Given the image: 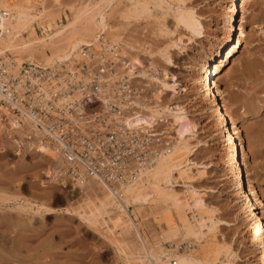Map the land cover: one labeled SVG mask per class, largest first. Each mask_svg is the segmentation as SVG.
Segmentation results:
<instances>
[{
  "label": "rangeland",
  "instance_id": "1",
  "mask_svg": "<svg viewBox=\"0 0 264 264\" xmlns=\"http://www.w3.org/2000/svg\"><path fill=\"white\" fill-rule=\"evenodd\" d=\"M147 1L3 0L17 16L19 45L2 52L19 63L57 65L81 45L109 41L157 89L147 123L167 118L177 141L169 174L147 181V170L132 192L111 198L96 182L59 176L50 142L18 154L4 140L0 264H150L145 242L171 261L194 251L206 256L203 264H264V243L257 245L233 184V146L199 90L201 65L221 49L234 1ZM237 27L241 48L222 68L217 97L235 140L245 141L244 180L264 227V0H245ZM183 214L202 233L188 231Z\"/></svg>",
  "mask_w": 264,
  "mask_h": 264
},
{
  "label": "built area",
  "instance_id": "2",
  "mask_svg": "<svg viewBox=\"0 0 264 264\" xmlns=\"http://www.w3.org/2000/svg\"><path fill=\"white\" fill-rule=\"evenodd\" d=\"M129 64L109 41L81 45L57 66L19 63L0 51V149L4 140L18 154L50 142L61 159L59 176L118 194L177 141L167 118L136 119L156 104L157 89Z\"/></svg>",
  "mask_w": 264,
  "mask_h": 264
},
{
  "label": "bare ground",
  "instance_id": "3",
  "mask_svg": "<svg viewBox=\"0 0 264 264\" xmlns=\"http://www.w3.org/2000/svg\"><path fill=\"white\" fill-rule=\"evenodd\" d=\"M153 1L156 3V4L154 3L155 5L161 3V0H156V1L155 0H151V1L148 0L147 3H145V4L149 5V7H150V3ZM233 1H234V4H233L234 7L232 9V14L230 16V23L228 24V27H227L224 43L221 46V49L217 53L210 55L206 59V61L203 62V64L201 65L202 66L201 67L202 77H201V81H200L199 90H200V94H201L202 98L208 100L210 102V104L212 105V107H215L214 116H215L216 120L218 121L220 128L222 129L221 131H222V135L224 136L225 144H228V145L232 144V146H233V151H234V155H235L234 161L236 162V167L238 168V172L236 174H234V176H233V184L236 186L238 198L241 201H244L247 203L246 209H245V214H246V217L250 218V220L251 219L253 220V229H254L253 236L257 242V245H261L262 243H264V227L261 224V220H260L259 215L257 213V207L255 206V202L253 201V198L251 197L249 187L245 183V180H244V178H245L244 167H246L248 165V157H249L247 152H246V144H245L243 137H240L239 142H237L235 140V138L233 136V132L231 130L230 121H229L228 116H227V112L225 111L224 104L217 97L218 89H219V82H220L219 75L222 71V68L225 67L229 62H231V60L235 57V55L239 52V50L241 48L240 40L235 38V33L237 31V28H238L237 25H238L239 16L241 13V8H243V6L245 5V0H233ZM4 2H5V0H4ZM4 2H3V0H0V10H1V8L3 9V6H5V4H8V3L4 4ZM91 2H92V0H90V3ZM7 6H9V4ZM147 7L148 6H146L145 8H147ZM148 10H149V8H148ZM10 15L7 17H5V16L0 17V51L1 52L3 50L16 49V47L19 45V44L18 45L15 44L16 42L14 43L13 40H15L14 38H15L16 34L14 32L12 33L13 28L14 27L17 28L19 26V24H18V26H16L17 25V23H16V17L17 16H16V14H11V12H10ZM13 34H14V37H13ZM12 37H13V40H12ZM32 50H33V48H32ZM33 53L34 52H32V54ZM70 55H71V53H70ZM63 61H61L57 65L61 64ZM131 69L134 70L133 68H131ZM154 94H155V92H154ZM150 106L151 105H149V107ZM149 110H150V108H149ZM138 115H140V118L142 119V120L140 119L141 122L145 121L147 123V121L145 119L149 120L148 113H145V115L140 113ZM51 145H52V143H51ZM174 155H175L174 152H169V153L163 154L151 168L147 169L148 172H147V170L145 171L148 174L147 175L148 178H146L147 181L156 180V182H158L162 176H164L165 174H169V172H170V159L172 157H174ZM230 161H232V160H230ZM230 164H233V162H231ZM189 166L190 165L187 164V167H189ZM237 168H235V169H237ZM59 170L60 169H58L57 171H59ZM97 184L99 186H101V184H99V183H97ZM132 185H133V183H130V184L126 185L125 187H123V189H125L126 192H132L133 191ZM108 191H106L108 194L107 196L113 198L111 195L114 193H111V190L109 191V193H108ZM115 195L116 194H114L113 196H115ZM119 198H118V200H119ZM182 217H183V220H184V222L188 228V231H190V232L194 231V232L202 233L201 232V226H200V229H196L194 224L192 223V221L189 219L188 215L183 214ZM145 246L147 247V251H148L147 256L149 257L148 262L150 264H155L154 259H156L157 264H203V262H205V259H206V256L203 253L190 251V252H186V253L175 254L176 259H173L171 261V259H170L171 254L170 253L164 252V250L162 251V253H158L157 250L154 249V247H153L154 245L153 246L150 245V247H152V249H151L148 246V243H146V242H145ZM150 249H151L152 253H149ZM153 252L154 253L156 252L157 254H153ZM209 264H211V263H209Z\"/></svg>",
  "mask_w": 264,
  "mask_h": 264
}]
</instances>
